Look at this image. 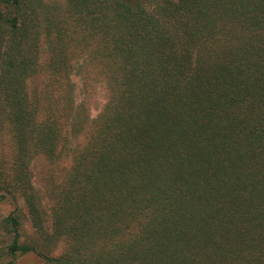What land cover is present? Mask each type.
Masks as SVG:
<instances>
[{"label":"trees","instance_id":"obj_1","mask_svg":"<svg viewBox=\"0 0 264 264\" xmlns=\"http://www.w3.org/2000/svg\"><path fill=\"white\" fill-rule=\"evenodd\" d=\"M1 206L0 264H264V0H0Z\"/></svg>","mask_w":264,"mask_h":264},{"label":"rangeland","instance_id":"obj_2","mask_svg":"<svg viewBox=\"0 0 264 264\" xmlns=\"http://www.w3.org/2000/svg\"><path fill=\"white\" fill-rule=\"evenodd\" d=\"M79 96H82V92L81 90L78 91ZM89 103L91 105V111H92V115L94 117H96L103 105V99H102V95L101 94H97L94 96H91V99H89ZM34 172H35V181L38 187L43 188L45 186V184L47 183V179H46V174L44 175V173H42V169L44 170L46 167L48 169V166H46L44 164V162H39L37 163V165L35 164L34 166ZM0 211L5 213L6 211L9 210V207L6 206H1L0 207ZM65 248V244L60 245V247L58 248V250L56 251V253H61ZM40 259L36 256L30 255V256H26L25 258H23L20 261V264H40Z\"/></svg>","mask_w":264,"mask_h":264}]
</instances>
